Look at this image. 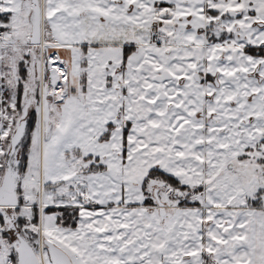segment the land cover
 Returning <instances> with one entry per match:
<instances>
[{"label":"snow or ice","instance_id":"snow-or-ice-1","mask_svg":"<svg viewBox=\"0 0 264 264\" xmlns=\"http://www.w3.org/2000/svg\"><path fill=\"white\" fill-rule=\"evenodd\" d=\"M0 264H264V0H0Z\"/></svg>","mask_w":264,"mask_h":264}]
</instances>
